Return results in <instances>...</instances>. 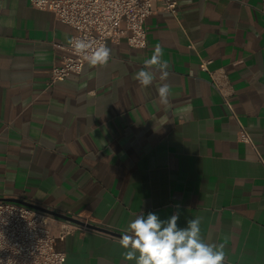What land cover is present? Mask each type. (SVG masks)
<instances>
[{"label": "crops", "instance_id": "1", "mask_svg": "<svg viewBox=\"0 0 264 264\" xmlns=\"http://www.w3.org/2000/svg\"><path fill=\"white\" fill-rule=\"evenodd\" d=\"M172 1L176 14L147 18L146 49L109 42L106 66L85 63L50 86L75 29L29 0H0V200L121 234L136 215L167 219L179 205V225L201 218L225 264H264V0ZM157 45L168 77L141 87L135 73ZM201 60L226 70L231 107ZM233 111L252 144L239 141ZM60 247L64 264H122L125 251L91 229Z\"/></svg>", "mask_w": 264, "mask_h": 264}, {"label": "built area", "instance_id": "2", "mask_svg": "<svg viewBox=\"0 0 264 264\" xmlns=\"http://www.w3.org/2000/svg\"><path fill=\"white\" fill-rule=\"evenodd\" d=\"M29 1L32 7L54 13L58 21L75 29L72 39H87L94 46L104 44L107 47L109 42L117 43L126 38L131 47L146 49L147 18L159 7L173 14L177 12V3L172 0ZM64 49L67 54L53 67L50 86L81 74L87 63L70 44ZM211 63V60H201V68L209 73L224 103L231 107L235 89L226 70H210ZM233 117L239 124V141L252 144L249 133L234 111ZM87 225L65 221L21 203L0 200V264H64L67 255L60 245L70 234L91 229Z\"/></svg>", "mask_w": 264, "mask_h": 264}, {"label": "clouds", "instance_id": "3", "mask_svg": "<svg viewBox=\"0 0 264 264\" xmlns=\"http://www.w3.org/2000/svg\"><path fill=\"white\" fill-rule=\"evenodd\" d=\"M68 43L90 66H106L111 58V50L104 44L94 46L93 42L82 38L71 39ZM163 55L162 47L157 45L152 56L145 59L143 68L135 73L134 79L141 87L152 85L157 72L161 81L167 79L170 65L162 59ZM170 91L168 83L157 88L160 104L169 103ZM176 208L167 219L149 212L136 215L128 223L119 237V245L125 250L122 264L133 261L135 264H225L224 244L205 242L199 217L186 219L185 226L181 227L179 205Z\"/></svg>", "mask_w": 264, "mask_h": 264}, {"label": "water", "instance_id": "4", "mask_svg": "<svg viewBox=\"0 0 264 264\" xmlns=\"http://www.w3.org/2000/svg\"><path fill=\"white\" fill-rule=\"evenodd\" d=\"M7 201L21 203V204L27 205L29 207L38 209L40 211L46 212V213H48L50 215H53V216H55L57 218H60L62 220L69 221V222H72V223H76V224H79V225H85L84 222H82L81 220H79L77 218H74V217L69 216V215L64 214V213H59V212H56V211H53V210H49V209L43 208L41 206H38V205H35V204H32V203H28V202H25V201H22V200H18V199H10V200H7ZM87 226L89 228H91V229L102 231L104 233H107V234L115 236V237H120L122 235L121 233L109 230L107 228L95 226L93 224H88Z\"/></svg>", "mask_w": 264, "mask_h": 264}]
</instances>
